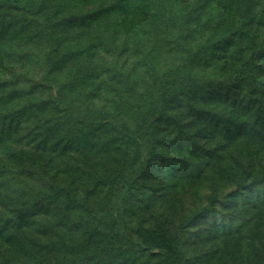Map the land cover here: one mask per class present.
<instances>
[{
    "label": "trees",
    "instance_id": "1",
    "mask_svg": "<svg viewBox=\"0 0 264 264\" xmlns=\"http://www.w3.org/2000/svg\"><path fill=\"white\" fill-rule=\"evenodd\" d=\"M119 1L112 19L104 27L97 26L104 22L103 12L84 23L72 17L65 19V26L77 30L66 37L53 35L55 25L48 18L51 16L48 7L58 12L59 3L47 4L44 0H39L35 6L26 0L0 3L1 8L20 10L27 15L21 19V29L28 25L36 28L32 36L22 39L18 45L4 27L0 30V63L4 61V68L0 70V213L4 199L11 203L8 215L0 216V264H108V257L115 264L125 260L127 264H159L163 259L168 264H179L180 237L161 225H152L151 220L158 221L159 215L148 216L147 222L131 224L130 218L122 214L123 208L118 207V200H124V196H133L130 198L133 204L142 203V207L145 200L154 201L153 191L151 195H147L148 192L132 195L136 184L149 176L150 161L153 165L156 161L162 163L165 176L173 177L172 180L167 177L169 181L164 184L167 187L159 194L166 201L177 199L172 194L181 190L179 180L186 177L198 181L210 174L213 176L215 171L236 178L237 188L264 184V30L261 42L247 48L248 53L230 78L191 72L179 64L157 72L151 58H144V63L130 61V56L134 59L133 44L128 33L121 32L123 23L118 15L119 11L127 10V4L122 3L128 0ZM88 26L91 30L83 35ZM240 27L239 33L243 30ZM118 33L124 37L121 54L113 47ZM80 36H87L83 48ZM76 38L78 43H74ZM41 43H44L42 48ZM21 44H37V50L23 48ZM32 55L37 56L36 63H21L23 58ZM109 55L119 56L111 64ZM68 61L77 66L79 62H87L91 96L95 98L109 92L106 96L109 108L98 109L89 106L90 102L65 100L64 95H59L60 84L63 89L71 87L69 82L59 83L58 80L61 77L58 70ZM24 65L40 69V74L31 77L25 73ZM201 86L211 88L207 95L201 94V103L211 106L222 101L223 106L207 108L196 102L200 100L197 96L188 98L187 91L194 87L199 91ZM51 89L53 93L44 96L45 91ZM171 91L178 92V96L168 98ZM228 97L232 103H226ZM120 99L125 100L127 108L119 107ZM206 99L212 101L211 104L206 103ZM84 107L89 114L83 113ZM111 107H115L113 112ZM58 124L67 128V142L62 148L51 142L50 147L51 134L58 131ZM112 141L125 145L127 151L129 147H137L129 170L125 173L118 170L96 181L94 185L103 186L106 181L108 186L99 189L98 195L102 193L99 200L89 198L84 220L55 222L50 216L53 203L58 204L65 215L64 210L74 202L83 206L77 198L80 187L72 184L73 177L72 186L62 182L63 171L67 170L65 164L69 163L68 150L105 151ZM158 149H165L174 156L167 157L165 153L156 152ZM56 157L66 162H59ZM75 159L79 160V155ZM188 184L193 182L188 180ZM84 194L89 197L94 192L86 190ZM211 203L215 204L216 200ZM254 205L264 208V198ZM200 210H207V205ZM200 214L201 211H196L181 228ZM260 219L262 221L264 216ZM35 224L40 226L38 231L32 226ZM98 228L106 230V239H92ZM81 230L85 237L79 241L78 231L81 233ZM68 231L75 232L69 234ZM48 235L55 239L51 243L42 242L43 236ZM111 236L122 238L127 246L117 248V244L110 242ZM53 251L62 252L63 259L54 260L57 257L51 253Z\"/></svg>",
    "mask_w": 264,
    "mask_h": 264
},
{
    "label": "rangeland",
    "instance_id": "2",
    "mask_svg": "<svg viewBox=\"0 0 264 264\" xmlns=\"http://www.w3.org/2000/svg\"><path fill=\"white\" fill-rule=\"evenodd\" d=\"M11 1L15 0H0V3ZM38 1L26 0L32 6H35ZM44 1L47 4H60L58 12L54 11L52 6L48 7V13L51 16L48 17L47 14V17L50 18V23L55 25L52 29V33L55 32L53 35L63 37H66V34L71 31L74 33L77 31L70 26H65V19L72 17L75 21L84 23L87 20L91 21L96 14L103 12L105 14L104 22L98 23L97 26L104 27L106 22L112 19L114 11L120 4L119 0ZM122 4H127V10L125 12L119 11L118 15L123 23L121 32L128 33L130 43L133 44L131 51H134L132 52L134 59L130 56V61L144 63V58H151L153 69L157 72L167 66L179 64L182 67H188L187 70L191 72H199V74L205 75L214 74V76L224 77V79L230 78L240 60L248 53L249 49L247 48L254 43L259 44L262 40L264 20L261 19V16L264 17V0H128L127 3L123 2ZM25 16L27 15L20 10L0 7V30L4 27L7 35L12 34L17 45L22 39L32 36L36 29L32 28V25H28L26 29H21V19ZM48 18L46 21H49ZM240 26L243 28L241 33H239ZM87 30H91L90 26L82 34L86 35ZM123 39V34L118 33V38H116L113 45L119 54L122 52L120 47L123 46L121 44ZM80 40L83 42L81 45V48H83L87 44L85 43L87 36H80ZM76 41L78 43L77 38L74 43ZM43 44L41 43L40 48ZM36 45L21 44V47L27 49L33 47L34 50H37ZM146 54L148 56L144 57ZM118 56L109 55L110 63L112 64ZM23 59L22 64H33L36 63L37 56L32 55L27 59ZM2 64H4V61L0 63L1 71L4 68ZM86 64L87 62H79V66H77L72 64L71 61H68L67 64L66 62L62 63L61 70H58L61 74V77L58 78L59 83L69 82L71 87L63 89L62 84H60L59 88L62 92L59 95H64L65 100L78 99L81 103L90 102L89 106L98 109L109 108L110 104H106V96H109V92H104V94L92 98V87L87 84L89 83L87 80L89 67ZM25 65V73H28L31 77L35 78L40 74V69L38 71L37 68L31 69ZM120 68L125 71L123 66H120ZM79 77L81 78L75 81ZM93 81V84H95L97 80L94 79ZM209 90L211 88L201 86L200 90L197 91L194 87L186 94L189 96L188 98L197 96L200 99L201 94L207 95ZM172 92L168 93L170 99L177 97L179 94L178 92ZM52 93V89L45 91L44 96ZM126 96L129 95L125 94ZM222 99L225 100V98ZM196 102L201 103L202 99L196 100ZM205 102L212 101L206 99ZM226 103H232L229 97ZM200 105L216 109L218 106H223V102L216 101L215 105L211 104V106H206L204 103ZM119 107L121 109L127 108L125 100H119ZM114 108L111 107L110 110L113 112ZM189 109L194 112L192 106ZM86 111L87 109L84 107L83 113ZM87 113L89 114L88 111ZM197 123H199V120H197ZM56 127L58 131L51 134L50 147L52 142L62 148L67 142L68 135L65 133L67 128L63 124H58ZM107 147L108 149L105 151L96 148L68 150L66 159L69 163L65 164L67 170L66 172L63 171L62 182L66 186L76 184L80 187V191H77V198H80L83 206H79L74 202L64 210L67 213L65 215L59 209V205L53 203L50 216L53 217L55 222H63V220L68 219L71 221L84 220V216H86L85 206L88 204L89 198L90 200H99L102 195L101 192V195H98L99 189L104 190L108 186L106 181L103 186H99V183L94 185L96 181L102 180L105 176H111L118 170H122L123 173L129 170L134 160V150L137 147H129V151H127L126 146H120L117 141H112ZM156 152L165 153L167 157L174 156L165 149H158ZM55 154L59 153L55 152ZM76 155H79V160L75 159ZM56 158L59 162H66L60 157ZM148 166L151 169L149 176L136 184L132 195L141 194V192H148L147 195H151L150 192L153 191L154 201L145 200L143 202L145 206L142 207V203L138 206L133 204V200L130 199L133 196L129 198L124 196V200H118V207L123 208L122 214L130 218L131 224H140L143 220L147 222L148 216L159 215L156 219L159 222L151 220L152 225H161L172 235L180 237L181 256L179 264L264 263V219L262 221L260 219L262 215L264 216V208H257L254 205V203L258 205L264 198V184L255 187L247 185V188H244V186L237 188L235 186L239 183L236 182V178L215 171L213 176L210 174L198 181L186 177L179 180L182 188L172 194L173 197H177L172 202L166 201L159 194L167 187L164 184H167L166 182L169 179L172 180L173 177L167 176L169 178L167 179L165 173L162 172L163 165L158 161L154 165L150 161ZM72 177V184H70ZM188 180L192 181L193 184L189 185ZM35 185L37 184L35 183ZM94 186L97 188H94ZM86 190L89 193L93 191L94 194L88 197L84 194ZM10 196L13 197V194H10ZM214 199L216 200L215 204L211 203ZM3 202L4 209L0 216L6 217L11 203L7 199H4ZM204 205H207V210L202 212L200 208ZM0 209L2 210L1 205ZM198 210L201 211V214L195 220L188 222L186 227L181 228V225L187 223L190 216ZM32 226L36 231L40 228L37 224ZM96 231L97 233L92 236V239L107 238L105 229L98 228ZM72 232L75 231H70L69 234ZM78 234L80 236L79 241L84 239L85 234L82 230L81 233L78 231ZM43 237L42 242L49 241L51 243L55 239L53 236L49 237V235ZM111 237L110 242L117 244V248L123 249L127 246L123 243L122 238ZM60 245V242H58L57 246ZM51 253L57 257L54 260L63 259L62 252L53 251ZM120 258L124 257H118V259ZM107 263L115 264L110 257L107 258ZM127 263V260L122 262V264ZM159 264L168 263L167 260L163 259Z\"/></svg>",
    "mask_w": 264,
    "mask_h": 264
}]
</instances>
